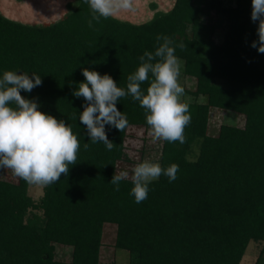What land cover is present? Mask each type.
<instances>
[{"label":"trees","instance_id":"obj_1","mask_svg":"<svg viewBox=\"0 0 264 264\" xmlns=\"http://www.w3.org/2000/svg\"><path fill=\"white\" fill-rule=\"evenodd\" d=\"M69 9L49 25L24 24L0 12V78L5 71L39 75L42 85L21 95L65 120L80 141L76 164L45 186L39 203L24 180L0 179V264H101L106 224L116 225L115 247L128 251L132 264H241L251 242L264 243V54L251 47L258 40L251 0L234 7L222 0L209 6L176 0L143 24L114 17L92 27L89 4L77 0ZM158 36L172 39L173 47L185 45L175 55L185 62L184 74L197 79L191 94L208 102H186L191 122L183 144L163 141L161 166L179 165L177 179L161 175L149 184L148 198L136 203L131 178L119 191L111 180L118 164L129 160L127 148L136 147L129 128L149 129L146 110L130 95L118 101L129 126L121 132L106 125L115 145L109 151L91 143L79 121L86 102L73 92L86 82L84 68L126 89L139 57L159 46ZM149 86L142 85L145 94ZM211 107L244 114L245 126L222 125L219 135H209ZM196 145L200 154L191 160ZM57 245L72 249L69 260L57 259Z\"/></svg>","mask_w":264,"mask_h":264},{"label":"clouds","instance_id":"obj_2","mask_svg":"<svg viewBox=\"0 0 264 264\" xmlns=\"http://www.w3.org/2000/svg\"><path fill=\"white\" fill-rule=\"evenodd\" d=\"M89 4L91 19L99 23L122 13L135 12L136 0H83ZM251 20L258 22V40L251 47L264 54V0H251ZM162 43H159L160 41ZM159 46L155 52H145L139 57L141 64L127 77L126 89L119 87L108 74L84 68L82 75L86 82L78 85L73 92L76 98H83L84 110L79 121L87 127L91 143L106 145L111 151L115 146L108 139L106 125L123 132L128 126L124 113L117 108L118 101L131 96L146 110V123L149 135L155 141L169 143L185 142V129L191 122L190 106L182 101L185 89L179 80L182 69L181 60L175 55V48L184 49L180 44L173 47L174 41L167 36H158ZM151 76V79H150ZM150 86L145 90L142 85ZM42 85V78L33 73L18 74L5 71L0 78V169H9L29 185L48 186L67 176L70 165H75L80 151V141L65 120L39 110L36 100L26 99L21 92L31 93ZM89 147L84 144V149ZM179 165L171 164L162 168L159 163L148 160L138 163L132 169L131 180L134 187L131 195L136 203L148 198L149 184L161 175L169 182L177 179ZM129 178L127 171L115 174L111 184L119 191L120 182Z\"/></svg>","mask_w":264,"mask_h":264},{"label":"rangeland","instance_id":"obj_3","mask_svg":"<svg viewBox=\"0 0 264 264\" xmlns=\"http://www.w3.org/2000/svg\"><path fill=\"white\" fill-rule=\"evenodd\" d=\"M77 0L72 3L75 4ZM161 4L162 12L170 11L176 0H137L136 1V11L127 12L120 14L121 16H130L131 22H137L136 24H143L155 17L156 12L151 8V4H156L158 8ZM214 0H200L201 3L209 6ZM227 6L234 7L237 5V0H222ZM14 8V7H13ZM152 12H148L149 9ZM15 10V9H14ZM159 10V9H158ZM136 18V19H135ZM130 22V21H129ZM29 24V23H28ZM226 30L218 31L215 36V40L220 43L224 39ZM182 62V69L180 75V84L185 89L184 95L182 97L183 102H198L207 103V96L200 95L195 97L192 92L196 91L197 79L184 74L185 62ZM220 83V81H216ZM246 124V116L242 113H238L232 110H226L221 108L211 107L209 112V124L208 133L212 136H217L220 133L222 125H231L243 128ZM150 129L147 131L145 128L133 126L129 128L128 136L134 139V147L132 150L128 149V161H123L118 164V172L127 171L129 173V178L132 175V169L138 164L145 160L153 163H159L161 165L162 148L163 141H155L153 137L149 135ZM144 148V149H143ZM143 149V150H142ZM200 154L199 146L196 145L190 155L191 160H196L197 156ZM0 179L7 180L10 182L17 183L19 178L15 177L11 170L0 169ZM45 186L29 185L28 192L29 195L34 199L36 203H39L44 196ZM33 213H42V211L32 210ZM116 225L106 224L104 226L103 232V246L101 249V264H132L131 254L122 249L115 247L116 242ZM56 257L57 259L69 260L71 257L72 249L65 248L63 246H56ZM241 264H264V243L263 242H251L246 254L241 262Z\"/></svg>","mask_w":264,"mask_h":264},{"label":"crops","instance_id":"obj_4","mask_svg":"<svg viewBox=\"0 0 264 264\" xmlns=\"http://www.w3.org/2000/svg\"><path fill=\"white\" fill-rule=\"evenodd\" d=\"M73 1L74 0H0V12L5 17L24 24L49 25L63 19L70 11L69 5L73 4ZM157 4L158 8L155 9L154 12L162 10L160 7L161 4L160 6L159 3ZM152 5L153 4H151V8ZM148 10L149 13L152 12L150 8ZM115 18L131 22L129 19L130 16L125 17L119 15ZM136 23L137 22H135V24Z\"/></svg>","mask_w":264,"mask_h":264}]
</instances>
